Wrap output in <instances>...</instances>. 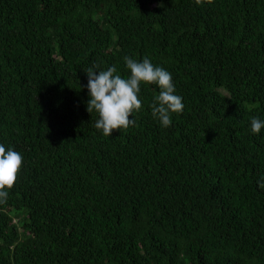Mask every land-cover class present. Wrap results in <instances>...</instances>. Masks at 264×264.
Segmentation results:
<instances>
[{"label":"trees","instance_id":"1","mask_svg":"<svg viewBox=\"0 0 264 264\" xmlns=\"http://www.w3.org/2000/svg\"><path fill=\"white\" fill-rule=\"evenodd\" d=\"M149 58L182 113L95 129L89 67ZM264 0H0V264H264Z\"/></svg>","mask_w":264,"mask_h":264},{"label":"clouds","instance_id":"2","mask_svg":"<svg viewBox=\"0 0 264 264\" xmlns=\"http://www.w3.org/2000/svg\"><path fill=\"white\" fill-rule=\"evenodd\" d=\"M197 5L202 0H195ZM127 75L122 76L115 65L100 70L98 65L87 69V111L97 116L94 127L104 136L110 137L113 130L126 129L135 124V112L141 109L142 101L138 98L141 85H155L159 94L154 97L150 107L153 118L161 127L172 124L173 114L182 113L183 97L176 93L172 73L166 68L154 65L145 57L138 61L131 56L124 57ZM264 129V119L253 117L250 132L259 135ZM23 164V156L12 147L0 143V203L7 201L9 190L14 185L17 174Z\"/></svg>","mask_w":264,"mask_h":264}]
</instances>
